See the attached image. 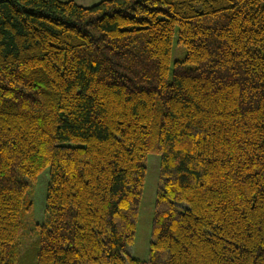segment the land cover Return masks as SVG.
Returning a JSON list of instances; mask_svg holds the SVG:
<instances>
[{
	"label": "trees",
	"instance_id": "trees-1",
	"mask_svg": "<svg viewBox=\"0 0 264 264\" xmlns=\"http://www.w3.org/2000/svg\"><path fill=\"white\" fill-rule=\"evenodd\" d=\"M47 167L33 264H264V0H0V264Z\"/></svg>",
	"mask_w": 264,
	"mask_h": 264
},
{
	"label": "rangeland",
	"instance_id": "rangeland-1",
	"mask_svg": "<svg viewBox=\"0 0 264 264\" xmlns=\"http://www.w3.org/2000/svg\"><path fill=\"white\" fill-rule=\"evenodd\" d=\"M177 32L173 37L170 72L175 60L184 56V48L178 44ZM147 174L140 204L139 216L135 237L128 251L131 256L139 260L148 259V250L151 234V223L154 210V201L159 184V155L149 153L146 160ZM49 168H44L37 176L36 182L31 189L29 199L32 203L31 211L24 214L23 231V259L20 264L34 263V249L36 248L38 235L34 225L42 222L44 218L45 196L48 184Z\"/></svg>",
	"mask_w": 264,
	"mask_h": 264
},
{
	"label": "crops",
	"instance_id": "crops-1",
	"mask_svg": "<svg viewBox=\"0 0 264 264\" xmlns=\"http://www.w3.org/2000/svg\"><path fill=\"white\" fill-rule=\"evenodd\" d=\"M63 1H66V0H63ZM74 1L82 6H91L101 0H74Z\"/></svg>",
	"mask_w": 264,
	"mask_h": 264
}]
</instances>
